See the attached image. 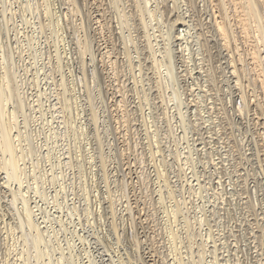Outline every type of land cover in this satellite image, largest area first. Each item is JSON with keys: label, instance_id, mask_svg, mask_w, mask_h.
I'll use <instances>...</instances> for the list:
<instances>
[{"label": "rangeland", "instance_id": "374dc122", "mask_svg": "<svg viewBox=\"0 0 264 264\" xmlns=\"http://www.w3.org/2000/svg\"><path fill=\"white\" fill-rule=\"evenodd\" d=\"M152 1H154V0H152ZM62 2H65V1H63V0H61V1L60 0H43V1L42 0H19V1L18 0H0V17L2 18V16H3L2 19L0 18L1 19L0 20V87L3 88L2 85L3 86L6 85V82L8 80L10 81V79H11L10 82L12 83V88L16 87L15 89H19L18 91L20 92L19 93L20 97L22 96L21 98L23 100H25L26 103L28 101V103L26 105L28 106L31 103L30 106H33V104H35L32 107L35 109L29 108L27 110L29 115H30L29 121L31 120V122L28 125L29 127H26L27 125H25L24 114L22 112L21 113L17 112L16 118L17 117H19V118H17L16 121L17 122L19 121V122H18V125L16 123L17 126L15 129L16 130L22 129L23 132L25 131L24 132L25 138L23 137L25 140L22 138V142H21L22 145H20V147H19L20 151H21V152L19 151L20 153H22V151L24 153H26L27 150L30 149V146L33 147L34 145L38 149L40 148L39 152H37L38 149L34 146L37 153L35 152L36 154L35 153L32 154L34 156H32V157L28 156V158L24 159V163L22 161L23 166H26L25 171H27V172H25V174L21 178L22 179L21 185L18 182H16L15 180H11V182H9V189H10L9 192L11 195L13 192L14 193L19 192L17 194L18 198H21V196H23V199H27V201H30L31 207L34 205V207H32L33 211L35 210V212H33L34 213L33 217L35 219L34 221H36L38 224L41 222L42 224L40 226H42L41 228L43 230L46 231L48 229L46 231V234L49 232L47 234V236L45 234L46 237L42 243H39V245L34 244V242H35V241H33V240H35V239H33L35 237L34 231L33 232L30 231L31 233L28 234V230H26L25 228L18 227V228H16V229H18L17 231L15 229L13 230L14 232L12 231L13 235L11 232L9 234L8 230L5 229V227H4V226H6L4 222H5V220L7 221V219H5L3 221L4 225H2L3 223L0 224V229L2 228V230L0 232V237H1L0 238V264H6L8 261H9V264H12V262H14L13 261L14 259L16 260L17 264H87V263L88 264H123V263L126 264L125 263V261H126V259H125L126 258V253H125L126 250L125 249L126 248L124 245L125 243H124V241H121L120 239L118 240V238L116 236L117 234L115 235V234H113L114 232H112L111 229L109 230V228H110L109 225H110L112 220L109 217V215L104 211L105 210L104 206L106 205V202H105L106 198L104 196H107L108 191L110 190L111 187L114 188V184L112 183V180H114L115 177H118V171L116 172V167H118V165H119V161L116 160L118 158L119 150H116V149L119 148L120 143L118 142V140L115 139V137L113 135L111 136V134H109V132H108L110 130V128H112L111 127L112 125L110 126V124H111L110 114L111 113L109 111L110 109H108L109 108L108 105L110 103V98H108L109 99L108 100L107 95L105 96V99L109 102L108 103L103 97L104 95H103L102 90L98 89V87L95 86L94 82H93L94 86H92L93 85L92 79H89V80L83 79V74H81V73L84 72V70L86 69L85 67H88L90 69L93 67L94 63H93L91 55H89V54H85V55L81 56V58L79 59L80 53H78L79 51L77 49V45H76L77 42L76 41L79 37L80 38L83 37V33L81 31L77 30V26H80L79 25L80 19H77L75 22V20H73V18L69 17L68 14L65 13V11L67 12V8L65 9L66 4L62 3ZM181 3L182 2H180L179 4H176L177 6L178 5L180 6V9L177 8L176 10H178V12L180 14L182 13L181 15L187 16V18L185 20H187L189 18L188 19L189 25H186L184 27L185 29L183 27H181V29H180L181 31L183 29L185 30V33L183 32L180 34L181 35L186 34V38H187V41L185 39V42H187V44L185 43L186 46L184 44L182 46L186 47L184 49H187L188 47H189V50H191L192 48L193 49L191 50V52L188 49H187L188 51L185 50V52H183V53H185V55L187 54L185 56L186 57L185 59H187L188 56H189V58H191V61L188 58V62H185V61H187L185 59L183 62V58L181 57V59H180L178 54H176L177 60L175 59L176 64L174 63V65L177 67V68L175 67L177 69V71L181 70V71H179L180 74L186 73V70H183V69H186V68L188 69L189 67L191 69H193V67H195L199 63L198 62L199 60L197 61V59L200 58V54H198L197 52L200 51V49H198V48H200V46L197 43H198V40H201V38L199 39L198 35H197V37L195 36L196 34H198L197 32L199 30L196 29L195 27H190L192 25L191 23L195 24L196 21L192 17H189L188 12L184 10V9H186V6L183 3L182 4ZM171 4H173L172 1H171L170 5ZM2 5H3V7H2ZM25 5L29 8L25 7ZM154 5L155 4H153V6ZM201 5H202V3H201ZM37 6H38V8H36ZM130 7L131 6L126 5L125 9H127V8L128 9L127 10L124 9L125 12L130 13L131 11H133L131 9L132 7L131 8ZM22 8H24V9H22ZM115 8L116 7L114 5H111V6H109V9H107V10H109L107 15L110 14L109 18L110 17L114 18V21L111 18L112 24L110 22V24L112 26L111 28H113L112 31L115 34L118 33L119 35H120L119 32H122L124 35V31H125V38L127 37V39L122 38L123 42L124 43L127 42V44H129V45L131 44L130 45L131 53L135 59L133 57L132 58H133V60H137L138 54L135 52V49L133 47L134 46L133 42H135V41H131L132 39H134L133 34H135L137 32H134V29H131V32L133 31L134 33L133 32L131 33L127 30V28H126L127 24H125V19L122 16H121L122 18H120V15L123 12L121 13L120 8L118 9L120 11H118ZM200 8H202V6H200ZM199 10H201V9H199ZM5 11H6V16L3 15ZM183 12H184V14H183ZM53 13H54V15H53ZM124 14L125 13H123L122 15H124ZM117 16H118V18H117ZM53 17H55V18H53ZM68 17L70 19H72V22H71V20H69L67 22V20L69 19ZM154 17H157V19L155 18L153 20L150 17L147 18V22H149L148 24H150L151 22L153 23V25L150 24L151 26L149 25L150 27H148V28L150 29L151 32H153L152 30L154 29L155 33L154 32L153 33L156 34L159 39L161 38L164 40V38L161 37V35H160L161 34L160 28L162 27L161 22H162L163 18H161L162 16L160 17L159 13ZM116 18L118 21H116ZM58 19H59V21H58ZM120 19H122V20L120 21ZM159 19H161L160 22H159ZM207 20H209V18ZM119 21L122 23L124 22V25H126V26H123V28H122V26H121L122 23H120ZM191 21H193V22H191ZM1 22H2V25H1ZM70 23L71 24L73 23L72 24L73 29L70 28V26H71ZM117 23L120 26L116 25ZM158 23L161 25L159 26ZM113 25H114V27H113ZM154 25L158 28H156ZM67 26L69 28H67ZM74 26L76 27L75 29H74ZM151 27H152V30H151ZM6 28H8V30ZM107 28H108V26H107ZM120 28H121V30H120ZM115 29H118L119 31L118 30L115 31ZM188 29H189V32H188ZM73 30L80 33V34L79 33L76 34L77 38H75L76 36L74 35L77 32H75ZM195 30H196V33H195ZM7 31H8V33H7ZM107 31H108V29L105 31L104 35H105V37L108 38L110 36V32L109 31L107 32ZM142 31H144V29H142ZM187 32L191 36L190 37L188 35L189 38L191 40L193 39V41H190V39L187 36V34H188ZM157 33L158 34L160 33L159 34L160 37ZM115 34H113V37ZM128 35L129 36L131 35L130 36L131 39ZM118 36H117V39L119 38ZM121 36H122V34H121ZM193 37L197 38L198 40L193 38ZM158 38H156L157 43L154 39V42L156 44V49L159 50V47L162 45L163 47L161 46V49L163 50V48L165 46V41H163L161 39L159 40ZM17 40H19L20 42ZM195 40H197V41H195ZM129 41L132 43H128ZM158 41H159V43H158ZM103 42L104 41H102L101 43H103ZM118 42H119V39H118ZM123 42L121 40L122 44H123ZM182 43H183V40H182ZM122 44H120V45H122ZM157 44H159V45H157ZM122 46H124V44ZM177 47L178 48L180 47L179 41L175 42V44L172 47V48H174V52H175V50H176V52L180 50V48L178 50ZM190 47H191V49H190ZM194 47H196V48H194ZM62 50H63V52H62ZM73 50H75V51H73ZM192 51H194V53H192ZM157 53H159V52H157ZM4 55H6V56H4ZM190 55H194V56H190ZM84 56H85V58H83ZM226 57H227L226 51L224 50V53H223V59L224 60L223 61H225V62H226V59H225ZM75 58H76V60H74ZM126 58L127 57L125 56V60H126ZM60 59L61 60L63 59V60L61 61ZM68 59H69V61H68ZM193 59H195V62L192 63ZM5 61H6V63H5ZM79 62L80 63L82 62L81 64H83V65H81ZM190 62H191V64H190ZM196 62H197V64L195 65ZM225 62H222V63L226 64ZM85 63H86V65L84 66ZM182 63H186V64L188 63V65H186V64L183 65ZM57 64H58V66H57ZM224 66H226V65H224ZM183 67H186V68H183ZM119 68H121V66ZM123 69H124V67H123ZM125 69H126V66H125ZM126 70L127 71H123V73L125 72V74L127 73V75L125 76V74H124L121 76L122 82H124V81L126 82V80H127L128 83L130 84V86H132V85H134V82H133L134 80H133L131 70H129L128 68ZM194 70H196V69H194ZM4 71H5V73H4ZM166 71L168 72V70L165 69V67L163 66L161 68V74L166 75L167 74ZM198 71H199V69L197 68L195 73L193 72L192 76H188L186 78H185V76H181L182 77L181 81H180L179 74H178L177 78L179 79V82L177 81L178 85H176V86H174L172 84L171 87L168 86V87H165V89H163L164 87L161 85L162 91L157 88L158 89L157 91L159 93L160 98L158 99V101H159L158 105L156 103H155L156 105L155 104L153 105V106H156V108L151 107V105H150V107H149V105H143L142 104L143 100H142V98L141 99L139 98L140 97V96H138L139 94L137 95V93H130V94L128 93V97H127L128 101L132 102L131 105L134 108L136 105H137L136 108H139L140 107L139 105L145 106L142 109L143 112H141V110L138 112L139 113V117H138L139 119L137 121H135L136 123H135L134 127L132 128V130L134 131L132 135H133V137H135L134 140H135V142H137V147H138V144H140V146L138 147L139 151L141 152V150H142V153L145 152L143 155V157L145 159L143 164L146 168V174L151 178V180L153 182V183L151 182L152 187H154L156 190L160 189L161 191L164 189L162 195H161V192L154 193V198H155L154 200L156 202L155 203L153 202L154 204L151 207L152 208V214H154V216L156 215L155 217L158 218L157 219L158 222L160 221V223H165V226L168 225L169 227H172L173 230L176 229L175 232L180 237V239H178L179 243H178L177 249H175V251H174V254H172V256L168 255L170 257V258L168 257L170 259V261L174 262V256H178V257L180 256L181 259L183 257L185 258V259L184 258L182 259L183 263H185V264H227V263L229 264L230 260L232 259L230 254H231L232 250L234 251L236 249V247L233 245L235 240L233 239V237H231L229 235L228 229H230L231 227H233V229H234V227L236 226V223L229 222V221L227 222L226 218H224V219L218 218L215 215L216 213L214 214L215 210L212 211L213 210L212 208L216 209L217 204L219 205V203H218L219 201L217 199H215L214 189L212 190V185H214L213 182L216 181L215 178L217 177V175H215L216 171H215L213 164L205 163L204 159L200 161V159H202L201 157H203L202 155H204L205 150L200 151L201 144H200V140L198 139L199 135H197V132L194 129L189 128L188 127L189 125H187L188 121H190V118H195V116L193 115V112H191L192 109L194 110V108L189 106L190 99H192L191 95H188L190 93L186 89L185 90H183V89L186 87V86H184V85H186V83L192 84L191 86L197 88L196 86H198V85H196V84H198V82H201V81L203 82L202 76L204 75V73H203V71H201V73H199ZM39 72H40V74H39ZM149 72H151V73H149V76H153V77L155 75L158 76L156 73L157 71H156L155 67L152 70H150ZM137 73H138V71H137ZM20 74H21V76H20ZM194 75H195V77L197 75L196 79H195ZM227 75H230V74L227 73ZM12 76H16V78L12 77ZM79 76L82 78H80ZM200 76H201V78H199ZM78 77H79V79H78ZM224 77H223V79H224V81H226V83L224 84V81H223L222 85H224V87L227 88V90H229V88H230L229 84L231 83L230 82L231 78H229V81H227L228 78H226V80H225ZM12 78H14L15 80H13ZM144 78H145V80H144ZM144 78H143V83H146L148 81V79L146 80L147 77H144ZM29 79L31 81H29ZM61 79L62 80L64 79L65 83L67 80L68 84L65 85L66 90H67V87L70 89L72 88L73 93L71 92L72 97L70 96V98H69L70 101L68 100V96H67L68 94L66 93V90H64V87L62 88L61 85H59V83L61 82ZM74 79H75V81H74ZM200 79H201V81H200ZM83 81H85V83ZM87 81H90L91 84ZM193 81H194V83H193ZM125 82H124V84H125ZM140 83L136 85L138 88L141 87ZM67 85H69V86H67ZM87 85H90V86H87ZM181 85L183 88L181 87ZM57 86H58V89H57ZM144 86L146 87L147 83L144 84ZM172 86L175 88L176 87L178 88V86H179L180 90L178 89L179 91L178 90L175 91V90H173L175 88H172ZM45 88H46V90H45ZM170 88L173 91H175L174 95H173V91H171ZM38 89H40V90H38ZM167 89H169V90H167ZM1 90H0V92H1ZM239 90H237V92ZM41 91L43 93H42V96L39 98L37 94H39V92H41ZM100 91L102 92V94ZM187 92H188V94H187ZM233 92H236V91H233ZM65 93H66V95H65ZM88 93L91 95H89ZM231 93H232V91H231ZM225 94H226V96L227 95L231 96L233 93L229 94V92H228V94H227V91H226ZM165 95H166V97H165ZM168 95H169V97H168ZM228 96H227V100L230 101V102L228 101V107L231 109V110L229 109V113H232V115L230 114L231 117L235 120L237 119V122H238V120H239V122L243 121L242 124H245L246 126H248L250 128L249 130H251L252 125H250V120H247V118L249 119L251 117L250 114L253 113L252 109H250V112L248 113L249 116L246 119H243L241 117V115H238V113L233 108L234 106L236 107L239 104L240 98H238V96H236L235 94L232 95L230 98ZM12 98H13L12 100H11V98H9L10 101L7 100V102H6V100L5 101L3 100V102H5V104L3 103L5 108L2 107L3 106L2 102H0V109H1L0 110V112H1L0 117L2 119V120L0 119L1 120L0 122H2L3 125H5L6 123L9 122L7 120H9L11 116L8 112L13 111L14 107H15L14 105H16L15 100H14L15 98L14 97H12ZM26 98H27V100H26ZM2 99H0V100H2ZM13 100H14V102H13ZM91 100H93V101H91ZM236 100H237V102H236ZM41 101H43V102H41ZM179 101L182 102L181 103L182 105L180 104ZM208 101L210 102V100H208ZM61 102H63V103H61ZM92 102H93V104H92ZM187 102H188V104H187ZM211 103H212V101H211ZM211 103H210V105H211ZM229 104L231 106H229ZM48 106H50V107H48ZM93 106L95 107V110H96V116H99V117H97V119H98L97 123H94V121L92 119H90ZM177 107H179V108H177ZM188 107H189V109H188ZM73 108H75V109H73ZM31 109H32V111H31ZM4 110H6V111H4ZM203 110H201V111H203ZM204 113H205V116L206 115L208 116V114L210 112L207 113L205 111ZM211 113H210V115L212 117L214 116L213 118L215 119L214 120L212 118L213 122L217 121V118H215L216 113H213V112H211ZM54 114H55V116H54ZM182 116L185 117V119H183ZM47 119H48V121H47ZM147 120H148V122H147ZM4 122H5V124H4ZM2 123H0V130L4 127L3 125H1ZM1 126H3V127H1ZM246 128H243V129L245 130ZM2 132L3 131H0V138H1ZM152 132H153V134H152ZM173 134H174V136H173ZM246 134H248V135H246ZM48 135H49V137H48ZM27 136L28 137L31 136L32 138L31 137L28 138ZM96 136L98 138H101L100 139L101 144L103 143L102 145L100 144L102 146L100 153L98 152L99 149H97V148H99V145H98V140H97ZM2 137H3V135H2ZM26 137L30 140L32 139L31 143H30V140H28ZM239 137L241 138L242 136H239ZM23 140L25 142H23ZM136 140H138V141H136ZM242 140L243 141L241 144H242L243 150L246 149L245 151L248 153H252L253 151L254 152L257 151L253 141L251 140L250 131L245 133ZM1 141H2V139H0V143H1ZM27 141H29V142H27ZM175 141H177V142H175ZM32 142H33V144H32ZM155 142H156V144H155ZM117 143H119V144L117 145ZM248 143H249V145H248ZM29 144H30V146H28ZM222 145L224 146V144L219 142L217 148H219V150H221V151L224 148V150L222 151V153H223L222 156H223L224 153H226L225 152L226 148L222 147ZM243 145L246 147L244 148ZM0 146H1V144H0ZM158 147L160 148V151H157L159 149ZM21 148H23V149H21ZM198 148H199V150H198ZM248 148H252V149L250 150ZM0 149H1L0 157L4 161L3 158L6 157L7 155L5 154V152H3V153L6 156L2 153V147H0ZM41 150H43V151H41ZM116 151H118V152L116 153ZM178 153H179V156H178ZM2 155H4V156H2ZM44 155H45V158H44ZM66 155H68V156H66ZM81 155H82V157H81ZM217 155H218V157L220 156V154H217ZM217 155H216V157H217ZM145 156L146 157L148 156V157L146 158ZM61 157H63V158H61ZM102 157L105 159V164L107 166V169L109 168L107 170L108 171L107 174L109 176L108 181H106V179L104 178V173L100 167ZM163 157H164V159L166 158V160H165V162L162 163V166H160V169L162 168V170L164 171V173L167 176L166 178L169 180V183L172 185L171 186V188H172L171 189L172 190L171 196L172 197L169 196L168 194H166L167 193V191H165L166 187L164 186L165 184H163L165 178L163 180V177L159 176V174H157V169H158L157 166L159 167V163H160L159 160H160V158L163 159ZM149 159H151L150 160L151 162L148 161ZM41 160H42V162H41ZM227 162L228 161L225 162L226 167L228 169L232 170L233 167H232V165H230V161L228 163ZM39 163H40V165H39ZM87 165H88V167H87ZM38 166H39V168H38ZM250 167H252V166H250ZM255 167H256V165H255ZM134 168L135 167H133V169ZM33 169H34V171H33ZM261 172L262 171L259 170V180L264 182V176H263L264 173L262 172L263 173L262 174ZM2 173H5L4 170L0 171V176L1 177L5 176V174H2ZM26 173H27V176L25 177ZM34 173H35V175H34ZM211 173H212V175H211ZM60 175H61V177H60ZM64 176H66V177H64ZM228 176L225 177L226 179L223 178L225 180L224 184L227 186L224 185V187H223L222 185H219V191H223V188L226 189L228 187L229 189L227 188L228 189V190L226 189L227 191L231 192V191L236 190V192L238 194L239 193L238 190H240V186H238L237 183H234L232 181V179L230 178V176L229 177ZM187 177H189V178H187ZM209 178H212V179L210 180ZM235 178H237V176H233L234 180H235ZM252 178H253V176L249 177L248 181H250V182L247 181V184H248L247 186L250 189H252V191L256 192V190H258L257 193L260 192L261 194L259 193V195H258L257 193L255 194L254 192H253V194H255L260 199L262 197V192L259 190L258 186H256L257 181L254 178L253 179ZM204 179H206V180H204ZM229 179H230V181H229ZM226 180H227V182H226ZM252 180H254V181H252ZM28 181L30 184L28 183ZM210 182H211V185H210ZM231 185L234 188L231 187ZM236 185H237V187H236ZM38 186H39V188H38ZM108 186H110V187H108ZM207 186L210 187V189ZM202 187H204V188H202ZM236 188H238V190ZM38 189L42 193L44 192L45 195H47V200H43L41 197H38L40 195L36 194V191H35ZM62 189L64 192L62 191ZM11 190H13V191H11ZM137 190H138V188H137ZM53 194L54 195L57 194L55 199L52 198ZM161 197H164V198H161ZM236 197H238V195H236ZM10 198H12V196H10ZM91 198H92V200H91ZM54 200H56V201H54ZM88 200H90V201H88ZM22 201L23 200L21 198L20 201H17L15 203L16 206H14V207L17 211H19V209H21L23 207ZM35 201L37 204L34 203ZM92 201H94V202H92ZM61 203H63V204H61ZM99 205H100V207H99ZM121 205L122 206L118 205V207H119L118 210L120 211V209H121L120 212H122V210H124L123 204H121ZM42 207H43V209H42ZM70 207H72V208L70 209ZM46 210L49 211V213H47ZM174 211H178V212H176L177 216L172 214ZM41 215H42V217H41ZM36 216H38V217L36 218ZM126 216L127 215L121 217L120 219H118L116 221L117 226L119 225L118 228H120L121 230L127 224L128 217H126ZM233 217H234V215H233ZM46 218H48L47 219L48 221L45 220ZM186 218L189 219V222H190L189 227L186 224ZM43 219L45 220V222ZM94 219H96V220H94ZM19 220H20L19 215L16 214L13 216V219H12L13 222L17 223V222H19ZM238 227H239V225L237 227H235V230L239 229ZM139 231H141V229H139ZM159 231H160V229H159ZM210 232H212V233H210ZM148 233L151 236L150 231ZM4 234H6V235H4ZM27 234L28 235L31 234V235L28 236ZM152 234L154 235V233H152ZM193 234L194 235L197 234L198 236L197 235L194 236ZM100 235H102V236H100ZM158 235H159V233H158ZM158 235H156V237L158 239H160L161 241H164V237L166 234L164 233V237L161 234L162 239H161V237L159 238L160 235L159 236ZM208 235L211 236L210 240L208 239L209 238ZM228 235L231 239L228 237ZM191 236H192V238L190 239ZM224 236H226V237H224ZM5 237H7V238H5ZM223 238L228 239L229 243L227 242V240H224ZM201 239L203 241L205 240L206 241L205 243H207L208 245H213L214 240L216 241L217 244H220L219 247L221 249H219V251H218L219 257L217 259H214L213 257L209 256V254H205L202 259L199 258L197 251H198V243L201 241ZM211 240H212V242H211ZM223 240L226 241V243H223ZM230 240H231V242H230ZM66 241L68 242V244ZM107 242H109V243H107ZM166 242L167 241L165 239V243ZM161 243L159 245H161ZM246 243L243 242V244H246ZM225 244L228 246H226ZM247 244L252 245L253 247L246 245L245 248L248 249V250L246 249V252H248L250 250L251 252H253L255 254L256 249L254 247L255 246L254 241L253 240L248 241ZM256 244H258V243H256ZM166 245L169 248V245L167 243H166ZM188 245H190V246H188ZM229 245L230 246L233 245L232 248ZM263 245H258V248L259 249L263 248V250H264ZM165 247L162 244V249H164ZM253 248L255 251L253 250ZM165 250H166V248L164 249V251ZM221 250H222V252H221ZM87 251H89V252H87ZM5 252H7L8 254L5 255ZM62 253L64 255V259L63 258L61 259ZM183 254H184V256H183ZM65 255H67V256H65ZM226 255H229V256H226ZM226 258H227V260H226ZM196 259L197 260L200 259V260L197 261ZM195 260L197 262H195ZM129 264H131V263H129Z\"/></svg>", "mask_w": 264, "mask_h": 264}, {"label": "bare ground", "instance_id": "6f19581e", "mask_svg": "<svg viewBox=\"0 0 264 264\" xmlns=\"http://www.w3.org/2000/svg\"><path fill=\"white\" fill-rule=\"evenodd\" d=\"M63 1H65V2H62V3H65L66 6L68 5L67 7L65 6V9L67 8V12L65 11V13H67L69 17L73 18V20H75V22L77 19H80V23H79L80 26H77V30H79L83 33V37H81V38L79 37L76 41L77 42V44H76L77 49L79 51L78 53H80L79 59L81 58V56H83L85 54H89V55H91L93 63H94L93 67L90 69L88 67H85L86 69L84 70L83 73H81V74H83V79H86V80L92 79V83L94 82L95 86H97L98 89L102 90L103 95H104L103 96L104 99H105L106 95H107V99L110 98V103L105 99L109 103L108 109H110L109 111L111 113V114L110 113L109 114L111 116L110 126L112 125L111 126L112 128H110V130L108 129L109 130L108 132H109V134H111V136L113 135L115 137V139L118 140V142L120 143L119 148L116 149V150H119V152L116 151V153L118 152V158L116 160L119 161V165H118V167H116V172L118 171V177H115V179L112 180V183L114 184V188L111 187L110 190L108 191L107 196H104L106 198L105 199L106 205L104 206L105 207L104 211L109 215V217L112 220V221L110 220L111 223L109 222L110 223L109 230L111 229V231L114 232L113 234H115V235L117 234L116 236H117L118 240L120 239L121 241H124V243H125L124 244L125 248H126L125 249L126 250V252H125L126 253L125 263L126 264H129V263H131V264H185L182 261V259L184 257L181 259L180 256L179 257L174 256V262H171L169 259L170 257L168 255L172 256V254H174V251H175V249H177V246L179 243L178 239H180V237L175 232L176 229L173 230L172 227H169L168 225L165 226V223H160V221L158 222V220H157L158 218L155 217L156 215L154 216V214H152V208L151 207L156 202L154 200L155 199L154 193L161 192V195H162L164 189L161 191L160 189L156 190L154 187H152L153 182H152L151 178L146 174V168L143 164V162L145 161V159L143 157L145 150L143 151L144 153H142V150H141V152L139 151L138 147L140 146V144H138V147H137V142H135V140H134L135 137H133V135H132L134 132L132 130V128L134 127V125L136 123L135 121H137L139 119L138 118L139 117L138 112L140 110H141V112H143L142 109L145 107L143 105H149V107L151 105V107L156 108V106H153V105L155 103L158 105V102H159L158 99L160 98V96H159V93L157 90L162 89L161 85L164 87L163 89H165V87H168V86L171 87L172 84L174 86H176V85H178L177 81L179 82V79L177 78L178 74H179V78L181 81V78H182L181 76H185V78L188 76H192L193 72L195 73V71L198 68L199 73H201V71H203V73H204V75L202 76L203 82L200 79L201 82H198V84H196V85H198V86H196L197 88L191 86L192 84L186 83V85H184L186 87L183 89V90L186 89L190 93V94H188V92H187V94L191 95L192 99H190L189 106L194 108V110L192 109L191 112H193V115L195 116V118H190V121H188L187 125H189L188 126L189 128L194 129L197 132V135H199L198 139L200 140V144H201V148L199 147L200 151L205 150L204 155H202L203 157H201L202 159H200V161L204 159L205 163L213 164L215 171H216L215 175H217V177L215 178V180H216L215 182L212 181L214 183V185H212V190L214 189L215 199H217L219 201L218 202L219 205L217 204L216 209L212 208L213 209L212 211L215 210L214 214L216 213L215 214L216 217L221 218V219L226 218L227 222L229 221V222L236 223L235 227H237L239 225V227H238L239 229L235 230V227H234V229H233V227L228 229L229 235L231 237H233V239L235 240L233 245L236 247V249L234 251L232 250V252L230 254L232 259L230 260L229 264H264V250H263V248H260V249L258 248V245L264 244V182L259 180V170L264 173V0H154V1H152V0H63ZM171 1L173 2V4L170 5ZM180 2H182L186 6V9H184V10L188 12L189 17H192L196 21L195 24L191 23V22H193V21H191L190 23L193 26L191 25L190 27H195L196 29H198L199 30L197 32L198 34H196L195 36L197 37V35H198L199 39L201 38V40H198L197 38L193 37V38L198 40L197 44H199V46H200V48H198V49H200L201 52L200 51L197 52L198 54H200V58L197 59V61L199 60L198 61L199 63L197 64V62H196L195 65L196 64L197 65L195 67H193V69H191L190 67L188 69L186 67H183V68H186V69H183V70H186V73H182V74H180V72H179L181 70L177 71V69H176L177 67L174 65V63H175V59L177 56L176 54H178L180 59L182 57L183 62H184V59L186 58L185 56L187 54L185 55V53H183V52H185V50H187V49L189 50V47H188L189 45L187 46L188 47L187 49H184L186 47L182 46L183 44L185 46L187 44V42H185V39L187 41L186 34H182V35L180 34L183 32L185 33L184 27L186 25H189V23H188L189 18L187 20H185L187 18V16L181 15L182 13L180 14L178 12V10H176L177 8L180 9V6L176 5V4H179ZM201 3H202V5H201ZM153 4H155V5L153 6ZM111 5H114L116 7L115 9H117V10L120 8L121 13L122 12L125 13L124 15H122L123 13L122 14L120 13L121 15L119 14L120 18L123 17L125 19V24H127V26L124 25V22L123 23L120 22L122 20V19H120L119 22L122 23V25H121L122 28H123V26H126V28L129 32H131V29H134V32H137V33L133 34L134 39H132L131 41H135V42H133L134 43L133 47L135 49V52L138 54V56H137L138 61L133 60L134 57L132 56L131 48H130L131 44L129 45V44H127V42L126 43L123 42V39L125 38V31H124V35L122 32H119L120 33V35H119L117 32H116L117 34H115L112 31L113 28H111L112 27L111 21H112V19L114 21V18H112V17L109 18L110 14L107 15V13L109 11L107 9H109V6H111ZM126 5L131 6L132 8L131 7L130 8L133 11L130 10L131 11L130 13L125 12V10L128 9V8L125 9ZM200 6H202V8H200ZM2 7H3V5H2ZM25 7H27V6L25 5ZM27 8H29V7H27ZM36 8H38V6ZM22 9H24V8H22ZM199 9H201V10H199ZM118 11H120V10H118ZM158 13L160 14V17L162 16L161 18H163V20L161 22L162 27L160 28L161 32L159 31L161 33V34L160 33L159 34L161 35V37L164 38V40L161 38L160 39L165 41V46H164L163 50L161 49L162 45L159 47V50L156 49V44L154 42V39L156 41V38H158V36L156 34H154L155 32H154V29L152 30V27H151V30L154 33L151 32L150 29L148 28L151 26L150 24L153 25V23L151 22L150 24H148L149 22H147L148 17H150L153 20L155 18L157 19V17H154V16H156ZM183 14H184V12H183ZM3 15L6 16V11L4 12ZM53 15H54V13H53ZM2 18H3V16H2ZM53 18H55V17H53ZM117 18H118V16H117ZM117 18H116V21H118ZM208 18H209V20H207ZM69 20H71V22H72V19H70V18L67 20V22ZM160 20L161 19H159V22H160ZM58 21H59V19H58ZM110 22H111V24H110ZM72 24H71V26H72ZM1 25H2V22H1ZM116 25H119V24L117 23ZM158 25L160 26L161 24L158 23ZM71 26H70V28L73 29V26L72 27ZM107 26H108V28H107ZM113 27H114V25H113ZM181 27L184 28L182 31L180 30ZM67 28H69V27L67 26ZM75 28L76 27L74 26V29ZM156 28H158V27H156ZM6 29L8 30V28H6ZM107 29L110 32V36L108 38L105 37V35H104L105 31ZM142 29H144V31H142ZM117 30L118 29H115V31H117ZM120 30H121V28H120ZM73 31H75V30H73ZM75 32H77V31H75ZM188 32H189V29H188ZM7 33H8V31H7ZM78 33L79 32L75 33L74 35L76 36V34H78ZM195 33H196V30H195ZM113 34H115L114 37H113ZM121 34H122V36H121ZM160 35H159V37H160ZM188 35H189V33L187 34V36ZM117 36L119 37L118 38L119 42H118ZM189 36H188V38H189ZM75 38H77V36ZM120 39L122 40L124 46H122L123 44L121 43ZM125 39H127V37ZM130 39H131V37H130ZM19 40H17V41H19ZM182 40H183V43H182ZM197 40H195V41H197ZM102 41H104V42L101 43ZM178 41H179V46H180L179 48L182 52L179 50L178 47L177 48L179 51H177V52H176V50L174 52L175 47L172 48L173 45L175 44V42H178ZM190 41H193V39L192 40L190 39ZM128 43H132V42L129 41ZM156 43H157V41H156ZM158 43H159V41H158ZM120 44H122V45H120ZM157 45H159V44H157ZM194 48H196V47H194ZM190 49H191V47H190ZM191 50H189V51L191 52ZM224 50L226 51V55H227V57L225 58L226 62L223 61L224 60L223 59ZM73 51H75V50H73ZM62 52H63V50H62ZM157 52H159V53H157ZM192 53H194V51H192ZM4 56H6V55H4ZM125 56L127 57L126 60H125ZM190 56H194V55H190ZM83 58H85V56ZM188 58H189V56H188ZM188 58L185 59V60H187L185 62H188ZM189 59L191 61V58H189ZM74 60H76V58ZM193 60H192V63L195 62V59H193ZM68 61H69V59H68ZM222 62H225L226 64H223ZM5 63H6V61H5ZM182 64L185 65L186 63H182ZM190 64H191V62H190ZM81 65H83V64H81ZM85 65H86V63L84 64V66ZM186 65H188V63ZM224 65H226V66H224ZM57 66H58V64H57ZM120 66H121V68H119ZM125 66H126V69L128 68L129 70H131L133 80H134L133 81L134 85L131 84L132 86H130V84L128 83L127 80H126V82L124 81L125 84H124V82H122L121 76L125 74V72L123 73V71H127L125 69ZM163 66L165 67V69L168 70V72L166 71L167 74L165 73L166 75L161 74V68ZM123 67H124V69H123ZM154 67L156 68V71H157L156 73L158 76H156L155 74H154L155 75L154 77L149 76V73H151L149 71L152 70ZM194 69H196V70H194ZM137 71H138V73H137ZM4 73H5V71H4ZM227 73H229L230 75H227ZM39 74H40V72H39ZM126 75H127V73L125 74V76ZM20 76H21V74H20ZM12 77L16 78V76H12ZM79 77H78V79H79ZM144 77H147L146 80L148 79L147 82L145 81L147 83L146 87L144 86V84H146V83H143ZM194 77H195V75H194ZM196 77H197V75H196ZM196 77H195V79H196ZM223 77L225 78V80H226V78H228L227 81H229V78H231V80H230L231 83L229 84L230 88L228 87L229 90H227V88H225L224 85H222V83L224 81ZM80 78H82V77H80ZM199 78H201V76ZM12 79L15 80L14 78H12ZM64 79L63 80L61 79V82L59 83V85H61L62 88L64 87V90H66L65 85L68 83H67V80L65 83ZM144 80H145V78H144ZM10 81H11V79H10ZM10 81L8 80L6 82V85H4V86L2 85L3 88L0 87V90L2 89L0 92V99L3 98L2 100H0V102H2V105H3V103L5 104V102H3V100L4 101L6 100V102H7V100L10 101L9 98H11V100H12L13 99L12 97L15 98L14 100L16 103V105H14L15 106L14 110L11 112H8L11 116L10 119L7 120L9 122L6 124L4 122L5 125H3L2 122H0V123H2L1 125L4 126V127L1 126L3 128L0 130V131H3L1 133L3 135V137L1 135V138H0V139H2V141L0 143L1 144L0 147H2V153L5 152V154L7 155L6 156L3 153L6 156L3 158L4 161L0 157V171L1 170L5 171V173H2V174H5V176H2V177L0 176V224H2L5 219H7V221L5 220V222H4L6 225L4 227H5V229L8 230L9 234L11 232L12 235L14 232L13 230L15 229L17 231L18 229H16V228H18V227L25 228L26 230H28V234L34 231L35 237L33 239H35V240H33V241L36 242V243L34 242V244L39 245V243H42L44 241L45 237L47 236V234L49 233L48 232L46 234L48 227L46 228L47 230L45 231L41 228L42 226H40L42 224L41 222L38 224L36 221H34L35 219L33 217V215H34L33 212H35V210L33 211V208H32V207H34V205L31 207L30 201H27V199H23V196H21V198L23 200L22 201L23 207L21 209H19V211H17L14 206H16L15 203L17 201H20V199H21V198H18V196H17V194L19 192L18 193L13 192L12 195L9 192L10 191L9 182H11V180H15L16 182H18L21 185V183H22L21 178L23 177L25 172H27V171H25L26 166H23L24 159L28 158V156L29 157L34 156L32 154L36 152V150L34 148L35 145L32 147L29 144L28 146H30V149H28L26 153H24L23 151H22V153H20L21 151H20L19 147H20V145H22V143H21L22 138L23 137L25 138V134H24L25 131L23 132L22 129H19V130L15 129L16 126L18 125V122H19V121L18 122L16 121L17 118H19V117L16 118V114H17V112H20V113L22 112L24 114L25 125H27L26 127H29L28 125L31 122V120L29 121L30 115H29L27 110L29 108H32L35 104H33V106H30L31 103L29 102L30 104L27 106L26 104L28 103V101L26 103V101L21 98L22 96L20 97V95H19L20 92L18 91L19 89H15L16 87L12 88V83ZM29 81H31V80L29 79ZM74 81H75V79H74ZM83 82L85 83V81H83ZM87 82L90 83V81H87ZM94 83L92 86H94ZM139 83L141 85L140 88H138L136 86ZM193 83H194V81H193ZM225 83H226V81H224V84ZM67 86H69V85H67ZM87 86H90V85H87ZM181 87H182V85H181ZM172 88H175V87L172 86ZM176 88L173 90H175V91L178 90L179 86L177 89ZM40 89H38V90H40ZM57 89H58V86H57ZM45 90H46V88H45ZM167 90H169V89H167ZM173 90L171 89V91H173ZM237 90H239V91L237 92ZM175 91H173V95H174ZM226 91H227V94H228V92H229V94L233 93L232 95L235 94L236 96H238V98H240L239 104L236 107L235 106L234 107L232 106V107L238 113V115H241V117L243 119H246L249 116L248 113L250 112V109H252L253 113L250 114L251 117L249 119L247 118V120H250V125H252L251 130H249L250 128L248 126H246L245 124H242L243 121L239 122V120H238V122H237V119L235 120L231 117L232 113H229V109H230L228 107V101L229 100H227L228 95L226 96V94H225ZM231 91H232V93H231ZM233 91H236V92H233ZM71 92H72V88L70 89L67 87L66 93L68 94L67 96H68L69 101H70L69 98H70V96L72 97V93H73V92L72 93ZM102 92H101V94H102ZM42 93L43 92L41 91V92H39V94H37L39 98L42 96ZM66 93H65V95H66ZM128 93L129 94L130 93H137V95L139 94L138 95V96H140L139 98L140 99L142 98V100H143V103H142L143 107L141 105H139L140 106V107L138 106L140 108L139 109V108H136V106H137L136 105L134 108L131 105L132 102L128 101V98H127ZM89 95H91V94H89ZM231 96H228V97L230 98ZM165 97H166V95H165ZM168 97H169V95H168ZM14 100H13V102H14ZM26 100H27V98H26ZM208 100H210V102ZM237 100H236V102H237ZM91 101H93V100H91ZM211 101H212V103H211ZM41 102H43V101H41ZM179 102H180V104L182 103L181 101H179ZM61 103H63V102H61ZM210 103H211V105H210ZM92 104H93V102H92ZM187 104H188V102H187ZM229 106H231V105L229 104ZM2 107H4V105ZM48 107H50V106H48ZM177 108H179V107H177ZM32 109H35V108H32ZM32 109H31V111H32ZM73 109H75V108H73ZM188 109H189V107H188ZM201 110H203V111H201ZM4 111H6V110H4ZM205 111L207 113H209V112L210 113L211 112L216 113L215 118H217V121L213 122L214 116L212 117L210 115V113L208 114V116L207 115L205 116V113H204ZM54 116H55V114H54ZM97 117H99V116H96V110H95V107L93 106L90 119H92L94 121V123H97V120H98ZM0 119H1V117H0ZM183 119H185V117H183ZM47 121H48V119H47ZM147 122H148V120H147ZM16 123H17V125H16ZM243 128H246V129L244 130ZM248 131H250V133H251V140L253 141V143L256 147V150H257L256 152L253 151L252 153H248L245 151L246 149L243 150V147L241 144L243 141L242 138L245 135V133ZM152 134H153V132H152ZM246 135H248V134H246ZM173 136H174V134H173ZM239 136H242V137L240 138ZM30 137H28V138H30ZM48 137H49V135H48ZM100 139L101 138L97 137L98 145H99V148H97V149H99V151H98L99 153L101 152V147H102L101 145L103 144V143L101 144ZM24 140H23V142H25ZM28 140H30V139H28ZM31 140H30V143H31ZM136 141H138V140H136ZM27 142H29V141H27ZM175 142H177V141H175ZM219 142L224 144V146L222 145V147L226 148V150H225L226 153H224L223 156H222V154H223L222 151L224 150V148L222 151L219 150V148H217ZM119 143H117V145ZM32 144H33V142H32ZM155 144H156V142H155ZM248 145H249V143H248ZM245 147L246 146H244V148ZM199 148H198V150H199ZM21 149H23V148H21ZM39 149L37 152H39ZM248 149L251 150L252 148H248ZM0 151H1V149H0ZM41 151H43V150H41ZM157 151H160V148ZM217 154H220V156L218 157ZM4 155H2V156H4ZM216 155H217V157H216ZM66 156H68V155H66ZM178 156H179V153H178ZM81 157H82V155H81ZM44 158H45V155H44ZM61 158H63V157H61ZM150 160L151 159H149L148 161H150ZM165 160H166V158L164 159V157H163V159L160 158L159 167L157 166V168H158L157 174H159V176H162L163 180L165 178L164 183H163V184H165L164 186L166 187L165 191H167L166 194L171 196L172 195V190H171L172 185L169 183V180L166 178L167 176L164 173V171L162 170V168L160 169V166H162V163L165 162ZM22 161H23V163H22ZM226 161H228V162L230 161V165H232V167H233L232 170H230L226 167V163H225ZM41 162H42V160H41ZM39 165H40V163H39ZM255 165H256V167H255ZM250 166H252V167H250ZM87 167H88V165H87ZM100 167L104 173V178L106 179V181H108L109 176L107 174L108 173L107 170L109 168L107 169V166L105 164V159L103 157H102ZM133 167H135V168L133 169ZM38 168H39V166H38ZM33 171H34V169H33ZM34 175H35V173H34ZM211 175H212V173H211ZM228 175L230 176V178L232 179V181L234 183H237L238 186H240V190H238V188H236L239 191L238 194H237L235 189H234L235 191H231V192L227 191L229 189L228 187H227L228 189L226 188L227 190L223 188V191H219V185H222L224 187V185H225L224 181L225 180L223 178H225ZM26 176H27V173H26L25 177ZM233 176H237V178H235V180H234ZM251 176H253V178L257 181L256 186H258L259 190L262 192V197L260 196L261 197L260 199L255 195L258 190H256V192L252 191V189H250L247 186L248 185L247 181H248L249 177H251ZM60 177H61V175H60ZM64 177H66V176H64ZM187 178H189V177H187ZM212 178H209V179L211 180ZM204 180H206V179H204ZM229 181H230V179H229ZM252 181H254V180H252ZM226 182H227V180H226ZM248 182H250V181H248ZM28 183H29V181H28ZM210 185H211V182H210ZM232 185H231V187H233ZM225 186H227V185H225ZM108 187H110V186H108ZM236 187H237V185H236ZM38 188H39V186H38ZM137 188H138V190H137ZM202 188H204V187H202ZM208 188L210 189V187H208ZM11 191H13V190H11ZM35 191H36V194L40 195L38 197H41L43 200H47V195H45L44 192L42 193L39 189L35 190ZM62 191H63V189H62ZM253 192L255 194H253ZM259 193H257V194L259 195ZM56 195L53 194L54 197L52 196V198L55 199ZM236 195H238V197H236ZM10 196H12V198H10ZM161 198H164V197H161ZM91 200H92V198H91ZM54 201H56V200H54ZM88 201H90V200H88ZM92 202H94V201H92ZM34 203H36V201ZM61 204H63V203H61ZM121 204H123V206H124V210H122V212H120L121 209H120V211L118 210L119 209L118 205L122 206ZM100 205H99V207H100ZM71 208L72 207H70V209ZM42 209H43V207H42ZM176 212H178V211H174L172 214L177 216ZM47 213H49V211H47ZM16 214L19 215V218H20L19 222H17V223L12 221L13 216ZM125 215H127L126 217H128L127 224L121 230L120 228H118L119 225L117 226L116 221ZM233 215H234V217H233ZM37 217L38 216H36V218ZM41 217H42V215H41ZM47 219L48 218H46L45 220H47ZM45 220H44V222H45ZM94 220H96V219H94ZM4 223L2 225H4ZM186 224L189 227L190 222H189L188 218H186ZM139 229H141V231H139ZM159 229H160V231H159ZM1 230H2V228L0 229V232H1ZM149 231H150L151 236L148 233ZM152 233H154V235ZM158 233L160 236L158 235ZM164 233L166 234L165 237H164ZM210 233H212V232H210ZM45 234H46V236H45ZM161 234L164 237V241H161L160 239H158L156 237V235H158L160 238ZM4 235H6V234H4ZM30 235H28V236H30ZM196 235H194V236H196ZM229 235H228V237H229ZM100 236H102V235H100ZM208 236H209L208 239L210 240L211 236L210 235H208ZM224 237H226V236H224ZM5 238H7V237H5ZM191 238H192V236L190 237V239ZM161 239H162V237H161ZM165 239L167 241L166 243L169 245V248L167 247V245L165 243ZM223 239L227 240V242H228V239H226V238H223ZM251 239L255 243V246H254L256 249L255 254L253 252H251L250 250L248 252H246L247 248H245V246L246 245L252 246V245L247 244L248 241H252ZM224 240H223V243H226V241H224ZM205 242H206L205 240L203 241L201 239V241L198 243V251H197L198 253L197 254H198L199 258L202 259L205 254H209V256L213 257L214 259H217L219 257L218 251H219V249H221L219 247L220 244H217L215 240L213 241L214 242L213 245H208ZM211 242H212V240H211ZM230 242H231V240H230ZM243 242H245V243L247 242V243L243 244ZM107 243H109V242H107ZM160 243H161V245H159ZM256 243H258V244H256ZM67 244H68V242H67ZM162 244L164 245V247L166 246L165 251H164L165 248L162 249ZM233 245H231V246L229 245V246L232 248ZM188 246H190V245H188ZM226 246H228V245H226ZM253 250H254V248H253ZM87 252H89V251H87ZM221 252H222V250H221ZM6 254H8V253L5 252V255ZM65 256H67V255H65ZM183 256H184V254H183ZM226 256H229V255H226ZM62 258L64 259L63 253L61 254V259ZM196 260H195V262L199 261V260H197V261ZM226 260H227V258H226ZM13 261L14 262H12V264H17L15 259ZM6 264H9V261Z\"/></svg>", "mask_w": 264, "mask_h": 264}]
</instances>
